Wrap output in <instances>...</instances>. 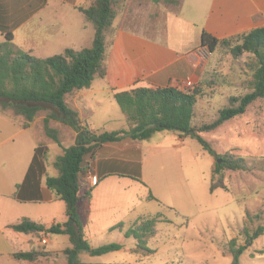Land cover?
Instances as JSON below:
<instances>
[{
  "label": "crops",
  "instance_id": "0c3cea01",
  "mask_svg": "<svg viewBox=\"0 0 264 264\" xmlns=\"http://www.w3.org/2000/svg\"><path fill=\"white\" fill-rule=\"evenodd\" d=\"M93 2L0 0V25L12 31L13 42L18 47L31 50L37 57L60 53L66 47L81 49L91 45L94 28L76 6H87ZM149 3V0L143 4L138 0L134 10L128 7L129 0L118 2L114 20L106 32V75L95 76L88 88L74 90L65 97L68 106L75 109L92 130L103 131V125L111 119L108 116L101 122H93L90 117V101L100 103V94L104 99L113 98V93L135 86L178 87V83H183L178 87L181 89L198 86L207 71V61L200 60L197 54L204 47L200 45L202 31L224 38L264 26V0H169L167 3L160 0L152 10ZM155 10L158 20L148 19V14ZM145 28L152 29L154 35L145 32ZM45 114L36 116L25 128L19 124L22 117L12 119L0 114V235L10 245L16 246L7 250L9 255L29 249L32 244L36 245L34 239H39L14 231L8 224L24 216L46 225L66 218L64 202L57 199L45 183L47 175L58 174L54 165L56 158H48V137L42 134L41 128H36ZM123 118L126 120L124 128H127L126 115ZM49 125L69 130V142H74L75 131L69 126L54 120H50ZM34 127L38 131L36 134L41 136L40 140L29 134ZM178 138L182 137L178 135ZM39 143H45L47 147L46 158L43 160L39 156L37 163L29 169ZM141 143L148 142L125 137L102 144L95 150L93 158L90 154L84 156L83 166L92 164L93 172L98 176L95 185L89 184L83 171L79 177L81 192L89 191L90 194L78 202V211L82 223H87L91 229L101 222L106 221L110 227L119 222L115 216L121 214V210L115 198L105 201L100 195L106 184L113 186L115 183V190L122 191L123 187L124 190L134 185L129 181L126 186L118 187L116 180L122 175L143 181L138 169L132 167L129 170L132 174H123L117 172V166H113L118 162L132 163L135 152L142 153V167L146 168L158 143L147 144L144 148L140 147ZM164 145L166 148H177L175 143ZM103 148H108L105 154L101 153ZM14 193L16 197H13ZM106 214L110 216L106 217ZM46 239L44 245L50 242L47 236ZM17 260L30 264L28 260Z\"/></svg>",
  "mask_w": 264,
  "mask_h": 264
},
{
  "label": "rangeland",
  "instance_id": "374dc122",
  "mask_svg": "<svg viewBox=\"0 0 264 264\" xmlns=\"http://www.w3.org/2000/svg\"><path fill=\"white\" fill-rule=\"evenodd\" d=\"M144 1L140 0L142 4ZM159 1L149 0V8H156ZM168 1L161 0L164 3ZM137 2L129 0L128 7L137 9ZM114 6L116 8L118 2ZM148 17L157 21L158 12L151 11ZM143 22L147 21L143 19ZM144 30L149 34L155 33L149 28ZM250 57L249 53L233 57L230 47L226 46H218L212 53L206 52L207 71L202 78L203 84L196 86L200 87V92L194 106L193 125L211 122L218 116L219 109L229 105L230 96H240L248 91L245 86L250 79L247 66ZM102 96L100 94V103L90 101L92 121L101 122L110 116L111 119L102 127L104 130L126 127L125 113L116 101ZM46 112L42 110L37 116ZM41 124L42 121L36 128H41L42 134L46 135ZM36 128H32L29 134L40 140ZM54 129L63 147L72 144L69 142V130ZM201 135L216 153L230 152L243 158L246 168L224 169L220 174H214L215 158L202 148L197 139L189 136L179 139L174 132H154L145 139L148 143L140 145L144 148L147 144L158 143L146 168L142 167V153L135 152L132 163L113 164L117 166V172L123 174L129 173L132 167L138 169L146 185L122 175L116 180L118 187L126 186L129 181L134 185L117 191L115 183L113 186L108 183L100 193L105 201L115 198L121 214L115 216L119 222L114 226H120L113 228L105 221L91 229L87 223H82L90 245L120 243L121 248L102 255L80 252L78 259L82 264H230L232 255L228 242L232 238L236 246H246L239 255V264H264V97L251 102L244 113ZM47 140L48 158L51 160L61 154L63 147L49 137ZM164 143H175L177 148H166ZM39 144H43L47 151L45 143ZM107 149L103 148L101 153L105 154ZM85 165V169L91 167L89 163ZM218 177L225 189L218 187L211 191L210 182H217ZM148 189L157 200L147 198ZM159 212L163 216L158 217L155 223L154 235L147 238L148 247L155 251L146 254L136 247V240L131 236L125 237L124 232L141 218L154 217ZM246 213L252 217H247ZM259 225L263 226V234L246 243L245 233H252ZM47 237L50 242L46 245L34 239L36 246L44 245L47 251L58 254L30 264H65L63 250L71 246L68 237L62 234H48ZM9 248L16 246L10 245L0 235V264H24L9 255Z\"/></svg>",
  "mask_w": 264,
  "mask_h": 264
},
{
  "label": "trees",
  "instance_id": "16d2710c",
  "mask_svg": "<svg viewBox=\"0 0 264 264\" xmlns=\"http://www.w3.org/2000/svg\"><path fill=\"white\" fill-rule=\"evenodd\" d=\"M119 1L94 0L90 5L76 6L93 25L91 45L81 49L66 47L62 52L46 57H37L31 50L18 47L13 42L12 31L0 25L3 35V40L0 41V114L12 119L22 117L19 124L25 128L30 126L40 111L46 110L42 118L43 131L61 147L63 146L56 130L49 125L50 120L67 125L75 131L74 142L63 147L62 153L54 161L58 174L47 175L45 179L48 189L65 204V220L46 225L24 216L8 224V227L39 240L48 234L66 235L71 246L63 250L65 264H82L78 259L80 252L102 255L119 250L122 246L120 243L92 246L84 234L78 211V202L90 194L89 191L81 192L79 180L81 172H85L84 156L90 154L93 158L95 150L106 142L119 141L125 137L145 140L154 132L165 131L197 139L202 148L208 150L215 158L214 174H220L224 169L242 170L246 168L243 158L230 152L216 153L201 133L213 130L224 121L244 113L251 102L264 97V26L224 38H217L202 31L200 45L207 47L210 53L218 46H226L230 47L233 57L243 53L251 55L247 62L250 72V79L245 86L247 92L240 96H230L229 105L219 109L214 120L195 126L192 119L200 87L181 89L172 86H135L113 93V98L125 113L129 126L117 130H92L87 122L80 118L78 112L68 106L65 97L74 90L88 88L95 76L106 75V32L115 17L114 5ZM203 82L201 80L200 84ZM39 156L43 160L46 158L43 144L36 146L29 169L37 163ZM137 180L146 185L141 179ZM218 187L225 189L220 177L217 182H210L209 189L212 191ZM13 195L16 197L15 193ZM147 198L157 200L150 189ZM161 216L163 215L159 212L154 217L141 218L139 222L128 227L124 236L133 237L136 247L146 254L153 253L155 250L148 247L147 238L154 235L155 223ZM246 216L249 217V213H246ZM118 226L120 224L113 228ZM262 234L263 226L259 225L252 233H245V242H252ZM228 249L232 255L230 264H239V255L246 246H236V241L232 238L228 242ZM49 255L52 254L44 246L33 244L27 250L12 253L16 259L30 262L48 258Z\"/></svg>",
  "mask_w": 264,
  "mask_h": 264
},
{
  "label": "built area",
  "instance_id": "2783aa9c",
  "mask_svg": "<svg viewBox=\"0 0 264 264\" xmlns=\"http://www.w3.org/2000/svg\"><path fill=\"white\" fill-rule=\"evenodd\" d=\"M207 51H208L207 47H202V49L197 52L200 60H206L205 57ZM182 84L183 83H178L177 86L181 87ZM184 89L186 88L184 87ZM85 178L88 180L90 185H95L98 182V176L93 172L92 167H88L87 169H85ZM40 242L42 244H45L47 242L46 237L42 238Z\"/></svg>",
  "mask_w": 264,
  "mask_h": 264
}]
</instances>
